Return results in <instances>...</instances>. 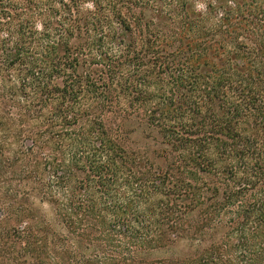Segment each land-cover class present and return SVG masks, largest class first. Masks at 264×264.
I'll return each mask as SVG.
<instances>
[{
    "label": "trees",
    "instance_id": "obj_1",
    "mask_svg": "<svg viewBox=\"0 0 264 264\" xmlns=\"http://www.w3.org/2000/svg\"><path fill=\"white\" fill-rule=\"evenodd\" d=\"M122 98L183 170L105 130ZM2 105L18 114L0 111V180L13 168L66 233L4 197L0 264H264V0H0ZM182 196L219 225L228 211V232L201 255L141 259L187 235Z\"/></svg>",
    "mask_w": 264,
    "mask_h": 264
},
{
    "label": "rangeland",
    "instance_id": "obj_2",
    "mask_svg": "<svg viewBox=\"0 0 264 264\" xmlns=\"http://www.w3.org/2000/svg\"><path fill=\"white\" fill-rule=\"evenodd\" d=\"M85 102L87 104L82 106V109L93 110L95 103L92 102L91 99H86ZM129 105L130 102L124 100V98H122L120 102L118 101L115 103L112 108L108 109V105H106V109L103 111L102 115V122L105 130L113 137L117 138L118 143L128 151H135L139 156L147 157L154 167H160L166 170L173 162H176L175 165L179 163L182 164L180 170H183V160L178 163L180 160L179 153L171 151V148L163 142L164 138L159 133L158 129H150L147 127L144 109H138V107L131 108ZM16 110L9 105L0 106V111L3 114H7L10 118L17 117L18 112H16ZM133 111H135V113H132ZM10 139L8 144H12L8 145L7 148L11 151V154L15 152L17 155V151L21 150V144L15 142L12 137ZM35 152L38 155L40 153V148H36ZM220 166L221 164L219 167ZM12 171H14V169L9 168L7 175H5V180H0V199L6 197L12 199L11 201H15L13 198H18L19 202L22 203L27 202V200L28 202L30 201L38 213L45 216L46 219L54 224V227H56L58 231L65 234L66 229L55 221L53 206L49 202L41 201L40 196L31 191L32 185L23 180H19L20 177H18L17 174H12ZM17 171H19V168L16 167V172ZM176 171L174 175L175 178L172 179L173 183L177 178L186 176L184 172L179 173L178 169H176ZM199 177H202V179L198 180L200 186L201 181L203 183L206 181L208 183L210 181H224L222 179L224 175L220 172L218 175L200 173ZM204 187L209 188L208 184ZM211 193V191L208 192L206 190L204 193L206 196L205 199H207ZM202 199L203 198H201V200ZM179 202L184 204L183 208L185 214L183 218L184 221L182 222H184L188 230L187 235L179 238L175 244L167 248L140 253L139 256L141 259L151 263L153 261H174L190 256L201 255L204 249L209 247L212 243L220 241L228 232L229 229L226 223L230 217L228 211H225L222 215L223 222L222 225H219L215 220L216 216H213L214 211L211 210L207 212L205 210L208 204H199L196 206L192 198H187L185 196H182ZM210 221H213L211 228H207L203 232V226Z\"/></svg>",
    "mask_w": 264,
    "mask_h": 264
}]
</instances>
